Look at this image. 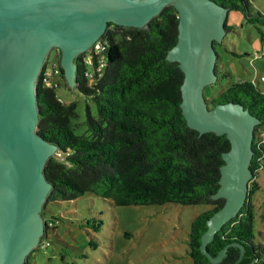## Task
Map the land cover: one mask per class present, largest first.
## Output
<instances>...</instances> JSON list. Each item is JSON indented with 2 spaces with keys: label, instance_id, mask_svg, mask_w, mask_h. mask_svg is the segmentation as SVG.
<instances>
[{
  "label": "trees",
  "instance_id": "1",
  "mask_svg": "<svg viewBox=\"0 0 264 264\" xmlns=\"http://www.w3.org/2000/svg\"><path fill=\"white\" fill-rule=\"evenodd\" d=\"M216 1L235 10L249 6L248 0H241L242 5L233 0ZM178 25L173 4L151 19L148 28L109 23L101 36L107 41L106 66L91 82L84 76L81 57L77 58L75 87L96 106V115L89 105L86 108L87 134L74 132L76 103L62 101L58 87H44L38 76V134L57 146L44 167L45 178L52 185L47 202L74 201L91 192L119 206L210 205L191 223L188 254L195 264H214L200 244L207 221L225 203L224 198L212 195L220 186L223 153L230 149V141L214 132L201 134L187 124L182 113L184 72L177 62L166 58L177 42ZM207 102L212 106L241 104L261 120L255 134L264 127V91L251 81L233 82ZM252 148L250 169L254 177L247 199L237 216L208 243L213 256L234 242L249 250L252 259L264 254V245L255 241L252 201L261 187L256 176L264 166V146L254 139ZM239 253L229 249L216 264H234Z\"/></svg>",
  "mask_w": 264,
  "mask_h": 264
},
{
  "label": "water",
  "instance_id": "2",
  "mask_svg": "<svg viewBox=\"0 0 264 264\" xmlns=\"http://www.w3.org/2000/svg\"><path fill=\"white\" fill-rule=\"evenodd\" d=\"M173 4L178 11V39L166 58L184 72L182 113L201 134L226 135L230 149L223 153L219 188L212 198L225 203L207 221L200 248L216 264L207 245L223 225L236 217L247 199L254 126L261 120L238 103L209 108L204 88L216 81L218 58L228 8L216 0H0V264H26L43 232L40 215L51 189L44 167L57 146L38 134L37 79L52 48L61 51L67 84L75 87L77 57L105 32L109 23L148 28L149 22Z\"/></svg>",
  "mask_w": 264,
  "mask_h": 264
},
{
  "label": "rangeland",
  "instance_id": "3",
  "mask_svg": "<svg viewBox=\"0 0 264 264\" xmlns=\"http://www.w3.org/2000/svg\"><path fill=\"white\" fill-rule=\"evenodd\" d=\"M233 1L242 5L241 0ZM248 1V9L227 10L224 35L214 42L216 81L204 88L206 101L231 83L244 80L264 91V0ZM65 80L62 75L57 95L66 103H76L74 132L87 134L86 108L89 105L96 115V106ZM254 139L264 146V127L257 135L254 132ZM256 181L261 187L252 197L253 229L256 243L264 245V166ZM210 207L176 203L119 206L91 192L74 201L46 200L40 211L43 232L28 254V264H195L188 254V234L193 219ZM238 264H264V254L252 259L245 249Z\"/></svg>",
  "mask_w": 264,
  "mask_h": 264
},
{
  "label": "built area",
  "instance_id": "4",
  "mask_svg": "<svg viewBox=\"0 0 264 264\" xmlns=\"http://www.w3.org/2000/svg\"><path fill=\"white\" fill-rule=\"evenodd\" d=\"M56 49V53L51 57H49L48 54L45 62L43 63V66L45 63H47V65L43 70L41 68L39 73V75H41V83L44 87H59L60 82L62 81L60 50L58 48ZM106 51L107 41L100 37L92 44L89 49L78 55V57H81L80 63L84 66V76L89 82L101 75L105 69Z\"/></svg>",
  "mask_w": 264,
  "mask_h": 264
},
{
  "label": "flooded vegetation",
  "instance_id": "5",
  "mask_svg": "<svg viewBox=\"0 0 264 264\" xmlns=\"http://www.w3.org/2000/svg\"><path fill=\"white\" fill-rule=\"evenodd\" d=\"M52 50H54V48H52V49L49 51V53H50ZM49 53H48V54H49ZM48 54H47V56H48ZM47 56H46V58H47ZM46 58H45V60H46ZM45 60H44V62H45ZM44 62H43V63H44Z\"/></svg>",
  "mask_w": 264,
  "mask_h": 264
}]
</instances>
